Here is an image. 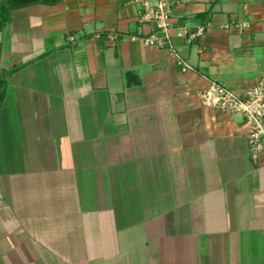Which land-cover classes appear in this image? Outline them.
<instances>
[{"label": "crops", "instance_id": "crops-1", "mask_svg": "<svg viewBox=\"0 0 264 264\" xmlns=\"http://www.w3.org/2000/svg\"><path fill=\"white\" fill-rule=\"evenodd\" d=\"M172 21L206 25L193 44L176 39L195 71L143 42L154 26L127 0L12 11L0 264L249 263L264 241V152L254 160L244 117L200 92L264 76V0H179Z\"/></svg>", "mask_w": 264, "mask_h": 264}, {"label": "built area", "instance_id": "built-area-1", "mask_svg": "<svg viewBox=\"0 0 264 264\" xmlns=\"http://www.w3.org/2000/svg\"><path fill=\"white\" fill-rule=\"evenodd\" d=\"M178 1L127 0V4L138 8L139 22L154 26L153 31L142 38L146 45L167 48L176 59L181 71H195V66L181 55L176 39H183L186 44H193L202 38L206 25H199L192 30L185 26H175L172 19ZM242 25L248 26L245 23ZM73 38L71 36V39ZM114 38L115 35L111 34L110 39L114 40ZM200 97L206 106L228 114L238 113L244 117L248 126L247 139L251 157L259 160L264 152V76L241 91L211 81L210 87L200 92Z\"/></svg>", "mask_w": 264, "mask_h": 264}, {"label": "trees", "instance_id": "trees-1", "mask_svg": "<svg viewBox=\"0 0 264 264\" xmlns=\"http://www.w3.org/2000/svg\"><path fill=\"white\" fill-rule=\"evenodd\" d=\"M62 0H0V30L11 20L12 11L35 4L54 5ZM4 80L0 79V103L4 99Z\"/></svg>", "mask_w": 264, "mask_h": 264}, {"label": "rangeland", "instance_id": "rangeland-1", "mask_svg": "<svg viewBox=\"0 0 264 264\" xmlns=\"http://www.w3.org/2000/svg\"><path fill=\"white\" fill-rule=\"evenodd\" d=\"M259 242H260L259 240L254 241L255 244L254 246H252L250 261H248L249 263L245 262L243 264H264V245H263L264 241L262 242V244H260ZM135 258L139 259V257H134L135 264H138L139 261L136 260ZM126 259H128L129 261H124ZM120 264H134V262H131V258H129V256L126 255L124 258L121 259Z\"/></svg>", "mask_w": 264, "mask_h": 264}]
</instances>
